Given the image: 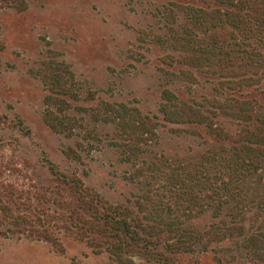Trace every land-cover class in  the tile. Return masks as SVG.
<instances>
[{"label": "rangeland", "instance_id": "rangeland-1", "mask_svg": "<svg viewBox=\"0 0 264 264\" xmlns=\"http://www.w3.org/2000/svg\"><path fill=\"white\" fill-rule=\"evenodd\" d=\"M170 1L27 0L24 10L0 7V147L4 152L28 159L27 169L46 184L51 174L42 161L44 152L61 171L81 178L106 201L120 203L133 200L141 186L128 179L132 164L109 145L108 137L115 132L112 126L96 122L100 102L125 103L157 115L159 142L150 146L153 155L186 161L214 144L205 125L170 122L160 111L166 89L178 101L204 104L232 92L222 84L227 75L189 59L190 51L176 39L184 20L170 16L166 10ZM58 62L74 74L71 86L82 90L80 101L73 102L69 112L83 127L75 125L71 136L55 132L44 119L43 74ZM254 76L258 81L243 87V92L264 106V67ZM210 106L207 102L204 108ZM220 120L230 131L236 128L231 117ZM70 150L71 156L66 153ZM259 173L264 175V170ZM262 181L261 197L245 199L239 209L232 212L226 207L219 216L208 210L191 218L188 224L199 231L229 229L203 236L196 251L179 255L174 264H264ZM210 239L203 250L202 244ZM63 248L0 235V264H115L108 254L94 253L87 244L69 237L64 238Z\"/></svg>", "mask_w": 264, "mask_h": 264}, {"label": "trees", "instance_id": "trees-1", "mask_svg": "<svg viewBox=\"0 0 264 264\" xmlns=\"http://www.w3.org/2000/svg\"><path fill=\"white\" fill-rule=\"evenodd\" d=\"M26 5L27 0H0V7L24 10ZM166 10L174 21L184 20L176 39L190 51L189 59L227 75L222 84L232 92L208 100V109L207 102L178 101L166 89L160 111L170 122L205 125L215 143L186 161L153 155L150 146L159 142L158 116L102 101L96 122L114 129L109 145L132 164L128 179L140 184L141 192L133 200L110 203L43 152L51 174L44 184L27 169L28 159L0 147V235L51 244L60 251L69 237L94 253L108 254L115 264H174L179 255L196 251L203 236L214 230H197L188 224L191 218L208 210L219 216L226 207L233 212L245 199L261 197L264 106L243 87L258 81L254 75L264 67V0H171ZM55 66L43 74L44 119L55 132L71 136L75 125L83 127L69 112L82 90L71 86L74 74L65 71V63ZM219 117H231L236 128L230 131ZM71 151L66 153L71 156ZM211 240L202 244L203 250Z\"/></svg>", "mask_w": 264, "mask_h": 264}]
</instances>
